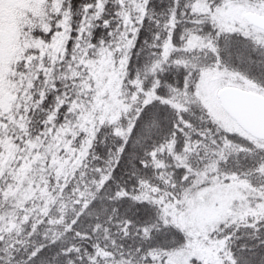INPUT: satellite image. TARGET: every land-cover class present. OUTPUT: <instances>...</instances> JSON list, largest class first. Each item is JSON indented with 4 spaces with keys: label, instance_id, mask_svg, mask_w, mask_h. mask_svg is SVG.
<instances>
[{
    "label": "snow or ice",
    "instance_id": "snow-or-ice-1",
    "mask_svg": "<svg viewBox=\"0 0 264 264\" xmlns=\"http://www.w3.org/2000/svg\"><path fill=\"white\" fill-rule=\"evenodd\" d=\"M0 264H264V0H0Z\"/></svg>",
    "mask_w": 264,
    "mask_h": 264
}]
</instances>
